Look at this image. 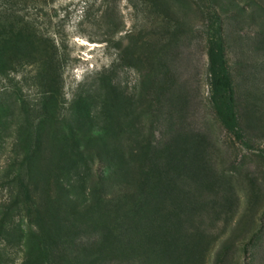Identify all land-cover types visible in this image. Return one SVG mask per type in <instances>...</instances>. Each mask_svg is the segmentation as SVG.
<instances>
[{"label": "rangeland", "instance_id": "rangeland-1", "mask_svg": "<svg viewBox=\"0 0 264 264\" xmlns=\"http://www.w3.org/2000/svg\"><path fill=\"white\" fill-rule=\"evenodd\" d=\"M0 9V264H264V0Z\"/></svg>", "mask_w": 264, "mask_h": 264}, {"label": "trees", "instance_id": "trees-1", "mask_svg": "<svg viewBox=\"0 0 264 264\" xmlns=\"http://www.w3.org/2000/svg\"><path fill=\"white\" fill-rule=\"evenodd\" d=\"M8 9H0V27L11 24L7 23ZM11 40L0 39V49L9 50ZM209 74L211 86V101L217 117L222 125L233 135L236 140L243 141V133L238 126L235 108L234 89L225 59L224 46L220 39L212 40L208 50ZM0 61V68H4ZM247 146V145H246ZM264 166V157H263Z\"/></svg>", "mask_w": 264, "mask_h": 264}]
</instances>
